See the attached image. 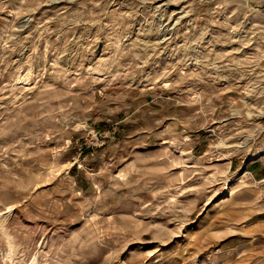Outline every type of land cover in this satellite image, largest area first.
Returning a JSON list of instances; mask_svg holds the SVG:
<instances>
[{"label": "rangeland", "instance_id": "1", "mask_svg": "<svg viewBox=\"0 0 264 264\" xmlns=\"http://www.w3.org/2000/svg\"><path fill=\"white\" fill-rule=\"evenodd\" d=\"M264 0H0V264H264Z\"/></svg>", "mask_w": 264, "mask_h": 264}, {"label": "built area", "instance_id": "2", "mask_svg": "<svg viewBox=\"0 0 264 264\" xmlns=\"http://www.w3.org/2000/svg\"><path fill=\"white\" fill-rule=\"evenodd\" d=\"M259 183H260L261 185H263V188H264V178H261L260 181H259ZM263 202H264V196H263Z\"/></svg>", "mask_w": 264, "mask_h": 264}, {"label": "crops", "instance_id": "3", "mask_svg": "<svg viewBox=\"0 0 264 264\" xmlns=\"http://www.w3.org/2000/svg\"><path fill=\"white\" fill-rule=\"evenodd\" d=\"M263 1V0H262Z\"/></svg>", "mask_w": 264, "mask_h": 264}]
</instances>
